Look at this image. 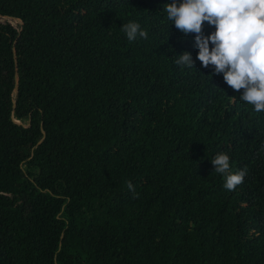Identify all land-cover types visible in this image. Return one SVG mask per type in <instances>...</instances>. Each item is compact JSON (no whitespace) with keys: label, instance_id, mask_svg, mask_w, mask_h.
Listing matches in <instances>:
<instances>
[{"label":"trees","instance_id":"obj_1","mask_svg":"<svg viewBox=\"0 0 264 264\" xmlns=\"http://www.w3.org/2000/svg\"><path fill=\"white\" fill-rule=\"evenodd\" d=\"M171 2L0 0L23 22L0 23V264H264V112L202 67ZM221 152L246 169L231 191Z\"/></svg>","mask_w":264,"mask_h":264},{"label":"clouds","instance_id":"obj_2","mask_svg":"<svg viewBox=\"0 0 264 264\" xmlns=\"http://www.w3.org/2000/svg\"><path fill=\"white\" fill-rule=\"evenodd\" d=\"M164 11L167 20L185 37L196 34L197 59L202 67L214 66L211 75L223 74L231 89L237 92L243 89L241 101L253 106L257 114L264 112V0H182L179 4L172 0L164 5ZM204 22L215 27L207 37L203 35ZM121 30L130 42L148 38V33L136 22L123 24ZM174 63L182 69H192L195 62L184 52ZM229 160L221 152L211 163L215 172L225 177L224 188L231 191L243 182L247 173L245 169L233 174ZM127 187L135 193L131 182Z\"/></svg>","mask_w":264,"mask_h":264},{"label":"water","instance_id":"obj_3","mask_svg":"<svg viewBox=\"0 0 264 264\" xmlns=\"http://www.w3.org/2000/svg\"><path fill=\"white\" fill-rule=\"evenodd\" d=\"M7 17V16H5ZM9 18H14V19H18V21H20L21 25L23 24V22L21 21L20 18H17V17H9ZM15 62H16V66L18 65V60H17V55L15 54ZM19 74H18V71L16 72V75H15V89H14V95L16 96L18 93H19Z\"/></svg>","mask_w":264,"mask_h":264},{"label":"rangeland","instance_id":"obj_4","mask_svg":"<svg viewBox=\"0 0 264 264\" xmlns=\"http://www.w3.org/2000/svg\"><path fill=\"white\" fill-rule=\"evenodd\" d=\"M8 22L11 25H14L16 28L21 26L20 21H14V18H9V17H0V23H5Z\"/></svg>","mask_w":264,"mask_h":264}]
</instances>
